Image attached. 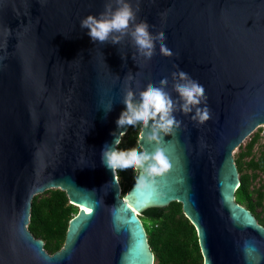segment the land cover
<instances>
[{
  "label": "water",
  "instance_id": "water-1",
  "mask_svg": "<svg viewBox=\"0 0 264 264\" xmlns=\"http://www.w3.org/2000/svg\"><path fill=\"white\" fill-rule=\"evenodd\" d=\"M107 2L0 0V264H155L141 215L173 201L196 228L204 264H264V225L236 200L234 156L264 125V0H132L173 53L157 42L151 60L130 37L102 45L80 28ZM179 70L203 85L211 118L176 112L181 127L159 142L141 127V150H162L171 167L153 190L135 181L123 192L101 153L130 127L117 126L125 76L137 96L167 78L175 100ZM57 188L78 211L50 253L28 224L33 197Z\"/></svg>",
  "mask_w": 264,
  "mask_h": 264
},
{
  "label": "clouds",
  "instance_id": "clouds-1",
  "mask_svg": "<svg viewBox=\"0 0 264 264\" xmlns=\"http://www.w3.org/2000/svg\"><path fill=\"white\" fill-rule=\"evenodd\" d=\"M139 10V4L133 7L132 0H108L99 15L89 14L82 18L80 28L87 29L91 40L102 45H119L126 37H130L138 54L147 60L154 56L157 42L162 55L172 56L171 49L165 43V33L160 31L153 34L146 20L138 21ZM3 59L7 57H0V60ZM172 77L173 91L178 93L175 100L166 90L169 83L167 78L160 80L159 86L150 82L146 88L140 89L137 96L136 89L132 87L134 76L129 71L125 76L126 86L122 100L126 107L117 119L118 128L142 125L143 129H151L148 140L159 142L161 134L170 135L174 129L181 127L183 121L176 118V112L188 115L195 110L191 115L193 121L200 124L208 121L211 113L203 85L183 70L173 72ZM136 85L139 87L138 82ZM112 106L113 104L107 108V112L111 111ZM126 134V131L120 132L112 144L105 145L101 153L102 162L117 174L116 178L119 177V170L133 168L136 172L134 188L151 191L156 178L170 169L169 159L162 150L150 154L137 147L121 148L122 137ZM142 138L141 135L140 139Z\"/></svg>",
  "mask_w": 264,
  "mask_h": 264
},
{
  "label": "trees",
  "instance_id": "trees-1",
  "mask_svg": "<svg viewBox=\"0 0 264 264\" xmlns=\"http://www.w3.org/2000/svg\"><path fill=\"white\" fill-rule=\"evenodd\" d=\"M141 127L130 126L120 147H137L142 151L137 142ZM249 137L250 140L240 144L239 152L234 154L241 180L235 196L237 202L249 208L264 225V184H254L260 173H264V144L263 150L256 154L260 133L254 132ZM118 175L123 192H126L134 184L136 172L129 168L119 170ZM77 211L78 207L69 202L64 190L48 189L33 197L28 227L53 253L63 246L69 221ZM141 219L155 264H204L196 228L183 213L182 203L173 201L166 207L149 208L142 213Z\"/></svg>",
  "mask_w": 264,
  "mask_h": 264
},
{
  "label": "rangeland",
  "instance_id": "rangeland-1",
  "mask_svg": "<svg viewBox=\"0 0 264 264\" xmlns=\"http://www.w3.org/2000/svg\"><path fill=\"white\" fill-rule=\"evenodd\" d=\"M254 132H259L260 133V139L255 147V153L259 154L261 150H263V144H264V125L258 127ZM253 132V133H254ZM250 140V137H247L244 141V144ZM239 149H235V153H238ZM120 181H121V177H119ZM254 184L256 186H260L262 184H264V173H260V176L254 181ZM124 187V186H123Z\"/></svg>",
  "mask_w": 264,
  "mask_h": 264
},
{
  "label": "bare ground",
  "instance_id": "bare-ground-1",
  "mask_svg": "<svg viewBox=\"0 0 264 264\" xmlns=\"http://www.w3.org/2000/svg\"><path fill=\"white\" fill-rule=\"evenodd\" d=\"M137 212V211H136Z\"/></svg>",
  "mask_w": 264,
  "mask_h": 264
}]
</instances>
